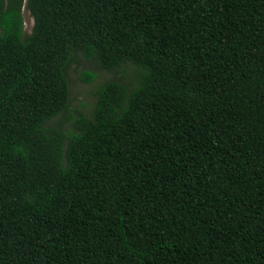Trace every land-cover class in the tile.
I'll return each mask as SVG.
<instances>
[{
    "label": "trees",
    "instance_id": "16d2710c",
    "mask_svg": "<svg viewBox=\"0 0 264 264\" xmlns=\"http://www.w3.org/2000/svg\"><path fill=\"white\" fill-rule=\"evenodd\" d=\"M0 264H264V0H0Z\"/></svg>",
    "mask_w": 264,
    "mask_h": 264
},
{
    "label": "rangeland",
    "instance_id": "374dc122",
    "mask_svg": "<svg viewBox=\"0 0 264 264\" xmlns=\"http://www.w3.org/2000/svg\"><path fill=\"white\" fill-rule=\"evenodd\" d=\"M25 32L30 33L34 24V18L30 11L24 8ZM86 73L95 75L93 81L85 78ZM137 74V68L132 63H125L115 69H107L99 65L95 60L84 57L81 53L75 55V63L69 71L71 84V106L68 114L60 115L50 124L61 122L64 128L72 129V118L81 111L92 115L95 109L98 89L109 80H124L131 82ZM69 117V118H68Z\"/></svg>",
    "mask_w": 264,
    "mask_h": 264
}]
</instances>
